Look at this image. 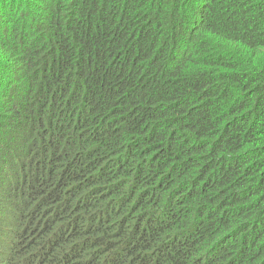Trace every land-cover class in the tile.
<instances>
[{"label":"trees","instance_id":"1","mask_svg":"<svg viewBox=\"0 0 264 264\" xmlns=\"http://www.w3.org/2000/svg\"><path fill=\"white\" fill-rule=\"evenodd\" d=\"M0 264H264V0H0Z\"/></svg>","mask_w":264,"mask_h":264}]
</instances>
